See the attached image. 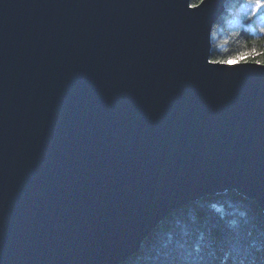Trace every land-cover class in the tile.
<instances>
[{"label": "water", "instance_id": "water-1", "mask_svg": "<svg viewBox=\"0 0 264 264\" xmlns=\"http://www.w3.org/2000/svg\"><path fill=\"white\" fill-rule=\"evenodd\" d=\"M226 0H0V264H120L173 209L264 212V67L211 64Z\"/></svg>", "mask_w": 264, "mask_h": 264}, {"label": "trees", "instance_id": "trees-1", "mask_svg": "<svg viewBox=\"0 0 264 264\" xmlns=\"http://www.w3.org/2000/svg\"><path fill=\"white\" fill-rule=\"evenodd\" d=\"M255 2L225 1L211 30V60L264 52ZM120 264H264V212L237 190L202 196L166 214Z\"/></svg>", "mask_w": 264, "mask_h": 264}, {"label": "snow or ice", "instance_id": "snow-or-ice-1", "mask_svg": "<svg viewBox=\"0 0 264 264\" xmlns=\"http://www.w3.org/2000/svg\"><path fill=\"white\" fill-rule=\"evenodd\" d=\"M261 9H264V0H256L253 12H259ZM261 32H264V28L261 29ZM208 63L222 64L228 67H233L238 64L255 63L258 66L264 67V52H257L256 49H252L251 51L241 52L238 55L230 56L226 59H212Z\"/></svg>", "mask_w": 264, "mask_h": 264}, {"label": "rangeland", "instance_id": "rangeland-1", "mask_svg": "<svg viewBox=\"0 0 264 264\" xmlns=\"http://www.w3.org/2000/svg\"><path fill=\"white\" fill-rule=\"evenodd\" d=\"M256 2L252 4L251 8L252 10L255 8ZM259 15V18L261 19L262 22H264V9H261V11L257 12Z\"/></svg>", "mask_w": 264, "mask_h": 264}]
</instances>
